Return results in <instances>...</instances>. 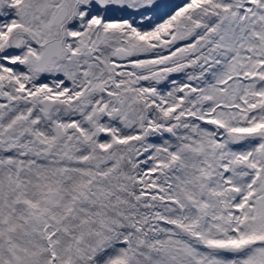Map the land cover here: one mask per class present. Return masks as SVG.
Returning <instances> with one entry per match:
<instances>
[{
    "label": "snow or ice",
    "instance_id": "1",
    "mask_svg": "<svg viewBox=\"0 0 264 264\" xmlns=\"http://www.w3.org/2000/svg\"><path fill=\"white\" fill-rule=\"evenodd\" d=\"M0 264H264V0H0Z\"/></svg>",
    "mask_w": 264,
    "mask_h": 264
}]
</instances>
